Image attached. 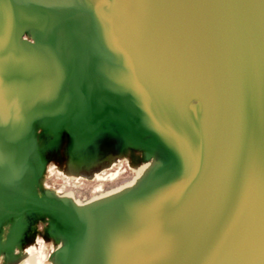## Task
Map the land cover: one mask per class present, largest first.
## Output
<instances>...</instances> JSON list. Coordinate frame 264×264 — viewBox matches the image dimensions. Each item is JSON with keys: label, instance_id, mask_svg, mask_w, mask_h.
<instances>
[{"label": "bare ground", "instance_id": "6f19581e", "mask_svg": "<svg viewBox=\"0 0 264 264\" xmlns=\"http://www.w3.org/2000/svg\"><path fill=\"white\" fill-rule=\"evenodd\" d=\"M143 1L151 28L126 53L134 0H0L1 264L9 248L42 247V223L61 246L53 264H228L240 238L236 264H264V200L241 219L248 190L264 196V0ZM59 104L73 122L49 138ZM99 126L137 183L86 206L45 190L61 134L66 160L52 166L76 178L105 145L77 137Z\"/></svg>", "mask_w": 264, "mask_h": 264}, {"label": "rangeland", "instance_id": "374dc122", "mask_svg": "<svg viewBox=\"0 0 264 264\" xmlns=\"http://www.w3.org/2000/svg\"><path fill=\"white\" fill-rule=\"evenodd\" d=\"M134 3V11L136 13L138 12L142 14H140L137 18L132 17V26L128 25L127 27V32L123 37V48L124 52L126 53L132 52L134 49L135 34H138L146 28H151V26H147L144 24L145 22L143 16L145 15L144 12L146 10L144 7V1L134 0ZM96 8V12H99V7L97 6ZM157 12L161 15L163 14L162 9H158ZM19 38L20 42L22 43L33 42V38L28 35V32L25 30L20 31ZM196 107L197 106H194L193 109H195ZM61 109L62 107H60V104L54 107V113L52 114L50 120H48V123L52 125L49 126L48 123H44L46 124L47 129H49V127L54 128V131H51V134L48 135L49 138L54 136L57 132L63 131L64 126L62 125V123H59L58 125V122L62 121L66 125H71L73 122V117L70 114L68 116V119H63V113ZM54 124H57L56 126L58 127L55 128V126H53ZM100 128L101 126L86 130L84 136L79 135L80 137H77L76 147L86 145V148L88 147L91 150L94 148L101 147L102 143H104L105 145H103V147L100 149L102 154L100 155V159L96 161L98 164L96 163L94 165L87 163L88 165L94 166L85 169V167L87 166V164L85 163L83 166L85 171L83 170L82 175L76 178L66 176L63 172L59 171L57 166H52L53 164H57L60 161L63 162L64 160H66V156L64 154L63 149L67 144L68 136L65 132L61 134L59 143L57 144L56 148L49 153L48 156V166L50 168L49 171H47L48 175L45 179V190H48L51 193H56L60 198H74V200L79 205L86 206L96 201H103L109 198L110 196H113L130 187H133L137 183L136 181L139 180L138 170L131 165L127 158L121 157L123 149H119L117 147L119 145L118 140L120 139V137L117 135L116 131L112 129H106L104 133L101 134ZM150 129L151 133L148 137L149 139L156 138L157 136H159L158 134L160 133V131L162 133L166 131L165 125L160 124L154 125ZM39 132H42V129H40ZM74 133L75 135H77V133L79 132L78 130H76V132ZM156 141H151L147 143L150 149H154L157 146ZM85 152V149L76 148L74 156L80 154L82 155V157H80L79 160H84L86 155ZM260 153L257 156L258 162L261 163V165H264V157ZM7 177L9 176L0 174V179L3 178L2 180H0L2 188L7 187L8 184H10L11 182V179ZM259 178L262 179V175ZM252 180L254 181L255 179L252 178ZM261 200H264V196H262L261 185H258L256 190H248L245 198V204L243 205L241 211V219L243 221L242 223H244L246 219L248 220L250 215L255 214L256 210H258L257 202H260ZM251 203L252 206H250ZM46 225L47 224L42 223L39 225L38 228L39 238L37 241H41L42 247H39L38 249L34 247V251L32 253L28 252V248H25L24 250H26V253H29V255H24L20 252V249L9 248L8 251L12 252L13 255L8 258L9 253L6 252L4 256L5 260H3L2 264H53V258L55 255H57L61 246L60 244L55 243L52 238L46 236V233L44 232V227ZM26 242L27 240L25 239V237H23L22 244L26 245ZM38 242H36V244H38ZM243 242L244 240L242 238L233 242L231 249L229 250V256L231 258V261L228 264H236L238 258L243 257L245 255ZM32 246L33 244H31L29 247ZM235 254L237 257L234 256ZM19 257L21 259H19L18 261L17 259Z\"/></svg>", "mask_w": 264, "mask_h": 264}]
</instances>
